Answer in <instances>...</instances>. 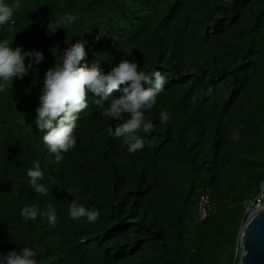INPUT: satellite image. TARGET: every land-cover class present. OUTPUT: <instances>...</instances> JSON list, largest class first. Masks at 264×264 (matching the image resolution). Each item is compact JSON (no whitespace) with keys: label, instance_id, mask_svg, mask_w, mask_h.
Listing matches in <instances>:
<instances>
[{"label":"trees","instance_id":"obj_1","mask_svg":"<svg viewBox=\"0 0 264 264\" xmlns=\"http://www.w3.org/2000/svg\"><path fill=\"white\" fill-rule=\"evenodd\" d=\"M66 13L78 19L50 33ZM14 20L0 39L45 59L0 92V253L26 244L38 264H239L247 209L264 181V0H21ZM81 40L89 65L106 73L128 58L166 77L145 113L154 131L139 133L142 150L130 154L109 135L122 121L103 117L92 97L62 161L43 143L34 121L44 75ZM36 162L47 194L29 186ZM75 196L97 221L69 218ZM31 205L53 209L57 223L24 221Z\"/></svg>","mask_w":264,"mask_h":264},{"label":"clouds","instance_id":"obj_2","mask_svg":"<svg viewBox=\"0 0 264 264\" xmlns=\"http://www.w3.org/2000/svg\"><path fill=\"white\" fill-rule=\"evenodd\" d=\"M20 7L21 0H13L11 3L9 0H0V31L12 28L15 13ZM77 19V16L66 13L58 19L52 18L47 28L52 34L59 28L67 31ZM102 35L104 32L101 30L96 36L97 42ZM13 42L0 39V92H4L6 86L13 85L15 80L23 79L45 59L43 52L25 51L22 47H13ZM54 54L57 58L55 50ZM87 55L86 42L81 40L75 44L70 43L62 54L59 53L54 67L49 68L43 78L34 123L39 132L44 133L43 143L54 154L57 163L64 159L63 153L76 146L74 133L81 112L89 107V97L95 98L93 102L103 109L100 113L103 117L122 121L114 129L108 128L109 135L114 139L122 138L130 154L142 150L145 140L139 133L150 134L154 131V124L146 119L145 113L154 108L158 96L165 91L168 83L160 71L146 73L134 59L124 58L106 73L96 62L89 65ZM114 92L120 95L116 96ZM169 119L166 111L160 112L161 124L166 125ZM26 174L29 186L35 193L47 194V187L40 183L45 177L39 162L27 169ZM67 191L76 193L73 189ZM76 196L69 205V218L76 221L86 218L89 223L97 221L99 211L78 204ZM45 215L50 224L57 223V216L51 208L47 213L41 212L35 205L20 210L24 221H35ZM36 257L37 252L25 244L19 251L0 253V264H38Z\"/></svg>","mask_w":264,"mask_h":264},{"label":"water","instance_id":"obj_3","mask_svg":"<svg viewBox=\"0 0 264 264\" xmlns=\"http://www.w3.org/2000/svg\"><path fill=\"white\" fill-rule=\"evenodd\" d=\"M239 264H264V207L248 217L240 236Z\"/></svg>","mask_w":264,"mask_h":264},{"label":"built area","instance_id":"obj_4","mask_svg":"<svg viewBox=\"0 0 264 264\" xmlns=\"http://www.w3.org/2000/svg\"><path fill=\"white\" fill-rule=\"evenodd\" d=\"M263 201H264V181L262 184V191L257 199V205H258L257 209L263 207L262 206ZM207 203H208V197L206 195H202L200 201V213L202 218H205L208 214ZM254 205H256V202L254 203Z\"/></svg>","mask_w":264,"mask_h":264},{"label":"rangeland","instance_id":"obj_5","mask_svg":"<svg viewBox=\"0 0 264 264\" xmlns=\"http://www.w3.org/2000/svg\"><path fill=\"white\" fill-rule=\"evenodd\" d=\"M258 197L256 198V201H255L256 202V205H254V202H251V204L248 206V209H247V214L248 215H247L246 221H247L248 217L251 215V213L254 212L258 208V205H257V199H258ZM262 206L264 207V201L262 203ZM239 247H240V251H241V244H240V242H239Z\"/></svg>","mask_w":264,"mask_h":264}]
</instances>
